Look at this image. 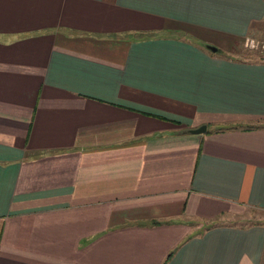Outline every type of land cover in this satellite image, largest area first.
Wrapping results in <instances>:
<instances>
[{
  "label": "crops",
  "instance_id": "1",
  "mask_svg": "<svg viewBox=\"0 0 264 264\" xmlns=\"http://www.w3.org/2000/svg\"><path fill=\"white\" fill-rule=\"evenodd\" d=\"M263 18L0 0V264H264Z\"/></svg>",
  "mask_w": 264,
  "mask_h": 264
},
{
  "label": "rangeland",
  "instance_id": "2",
  "mask_svg": "<svg viewBox=\"0 0 264 264\" xmlns=\"http://www.w3.org/2000/svg\"><path fill=\"white\" fill-rule=\"evenodd\" d=\"M249 34L251 36H253L255 39H264V18L262 20V26L260 25V29L257 32H249ZM211 43V42H210ZM244 42H241L239 44H237V49L238 47L241 48L240 50L242 51V55L245 56H254V57H258L261 58V56L264 57V49H256L254 48V46H247L245 47ZM243 215L242 217H244V220L247 219V221L250 222H254L255 220L260 221V222H264V211L260 210V209H256V208H245L243 211ZM242 217H238V218H242ZM216 220H219V218H217ZM216 220H213L214 222Z\"/></svg>",
  "mask_w": 264,
  "mask_h": 264
},
{
  "label": "built area",
  "instance_id": "3",
  "mask_svg": "<svg viewBox=\"0 0 264 264\" xmlns=\"http://www.w3.org/2000/svg\"><path fill=\"white\" fill-rule=\"evenodd\" d=\"M244 41V45L245 47L249 46H254V48H258L260 49H264V39L260 38V39H255L253 36L251 35H247L245 36V38L243 39Z\"/></svg>",
  "mask_w": 264,
  "mask_h": 264
},
{
  "label": "water",
  "instance_id": "4",
  "mask_svg": "<svg viewBox=\"0 0 264 264\" xmlns=\"http://www.w3.org/2000/svg\"><path fill=\"white\" fill-rule=\"evenodd\" d=\"M204 46L209 48V49H215V44L213 43H204ZM205 129V123H200L198 126H195V127H189V130L190 131H193L194 133H199L200 131L204 130Z\"/></svg>",
  "mask_w": 264,
  "mask_h": 264
}]
</instances>
